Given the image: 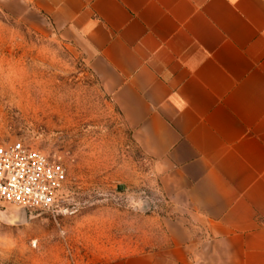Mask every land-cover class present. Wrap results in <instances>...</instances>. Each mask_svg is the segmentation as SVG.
Instances as JSON below:
<instances>
[{
    "label": "crops",
    "instance_id": "1",
    "mask_svg": "<svg viewBox=\"0 0 264 264\" xmlns=\"http://www.w3.org/2000/svg\"><path fill=\"white\" fill-rule=\"evenodd\" d=\"M77 41L180 214L104 264H264V0H18Z\"/></svg>",
    "mask_w": 264,
    "mask_h": 264
},
{
    "label": "rangeland",
    "instance_id": "2",
    "mask_svg": "<svg viewBox=\"0 0 264 264\" xmlns=\"http://www.w3.org/2000/svg\"><path fill=\"white\" fill-rule=\"evenodd\" d=\"M60 163L54 210L0 201V264H104L155 250L180 214L155 162L103 93L83 47L18 0H0V145Z\"/></svg>",
    "mask_w": 264,
    "mask_h": 264
},
{
    "label": "built area",
    "instance_id": "3",
    "mask_svg": "<svg viewBox=\"0 0 264 264\" xmlns=\"http://www.w3.org/2000/svg\"><path fill=\"white\" fill-rule=\"evenodd\" d=\"M67 182L65 168L21 141L0 145V201L54 210Z\"/></svg>",
    "mask_w": 264,
    "mask_h": 264
}]
</instances>
